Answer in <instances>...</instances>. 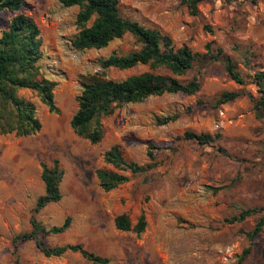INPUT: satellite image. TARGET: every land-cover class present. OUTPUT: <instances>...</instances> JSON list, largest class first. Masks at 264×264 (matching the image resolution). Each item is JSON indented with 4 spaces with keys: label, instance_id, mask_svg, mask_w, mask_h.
<instances>
[{
    "label": "rangeland",
    "instance_id": "obj_1",
    "mask_svg": "<svg viewBox=\"0 0 264 264\" xmlns=\"http://www.w3.org/2000/svg\"><path fill=\"white\" fill-rule=\"evenodd\" d=\"M78 11L79 6L58 0H23L16 12L0 9V34L19 12L38 24V64L43 76L56 82L57 108L50 112L33 95L41 128L24 136L0 134V264H93L76 252L47 257L35 240L16 239L31 230L33 216L47 228L69 216L67 230L44 235L45 243H82L108 257L109 264H264V228L253 241L246 236L261 213L226 220L243 209L264 207V117L256 115L251 98L259 96L252 75L264 69V0H201L196 14L182 0H119L122 16L161 29L177 46L186 43L199 54L208 43L213 52L220 47L245 83L232 80L220 61L200 57L178 76L185 82L196 77L199 90L150 96L116 108L102 120L103 138L96 143L77 135L70 125L82 89L80 76L103 71L99 57L139 45L125 34L106 47L76 49L71 39L78 32ZM146 68L106 72L122 79ZM226 90L240 95L213 105ZM166 115L177 117L158 124L157 117ZM187 130L218 133L220 138L209 144L179 139ZM149 143L154 145L153 159ZM114 144L130 159L154 166L105 191L96 170L105 166L103 153ZM53 158L64 170L62 197L34 212L44 192L42 164L49 165ZM122 213L133 222L143 213L144 231L116 228L115 217ZM249 244L250 254L240 261Z\"/></svg>",
    "mask_w": 264,
    "mask_h": 264
},
{
    "label": "trees",
    "instance_id": "obj_2",
    "mask_svg": "<svg viewBox=\"0 0 264 264\" xmlns=\"http://www.w3.org/2000/svg\"><path fill=\"white\" fill-rule=\"evenodd\" d=\"M65 6H79L76 15L78 32L71 39L76 49H98L106 47L114 39L130 34L139 45L137 49L127 52H112L107 57H99L103 68L101 72H87L80 76L82 89L77 96V109L70 119L73 131L92 143L103 138V119L110 116L116 108L126 104L141 102L150 96L164 93L183 92L193 94L200 88L196 77L181 81L178 76L190 69L198 58L220 61L228 76L239 84L245 83V77L236 63L222 49L211 44L206 45V52H194L186 43L177 46L171 36L157 27H148L124 17L119 12V0H58ZM201 0H182L192 14L198 11ZM252 2L256 0H251ZM23 0H0V9L20 11ZM91 21V22H90ZM90 22V23H89ZM42 40L39 27L29 15L19 12L13 16L8 27L0 34V134L24 136L37 132L41 122L37 116L36 105L32 96L36 95L50 112H57L54 102L56 82L43 76L38 64L42 57ZM246 64L251 66L248 59ZM146 66L142 71L128 74L122 79L109 77L106 70H130L137 66ZM251 82L257 86L259 96L252 98L254 110L258 117H264V69L254 71ZM239 91H222L213 105L235 100ZM177 115L157 117L158 124L175 120ZM179 139L195 141L198 144H209L220 138L218 133H196L184 131ZM154 145L149 143L148 156L154 158ZM105 166L96 170L100 187L109 191L128 180L131 174H143L150 170L154 163H138L130 159L119 144L112 145L103 153ZM63 167L58 158H53L49 165L42 164L41 178L44 192L38 196L34 212H38L48 203L61 199L60 182ZM261 213L251 231L246 233L253 241L264 228V207H251L241 210L237 215L226 219L228 222L242 221L246 217ZM67 216L62 224L45 227L34 216L32 228L19 233L15 238L33 239L47 257L62 256L65 253H79L93 264H109L110 259L88 250L82 243L48 246L43 237L46 234H61L70 226ZM115 226L120 230H131L141 233L146 227L145 215H139L133 222L126 214L115 217ZM252 243V242H251ZM251 252V244L243 249L240 261H244Z\"/></svg>",
    "mask_w": 264,
    "mask_h": 264
}]
</instances>
